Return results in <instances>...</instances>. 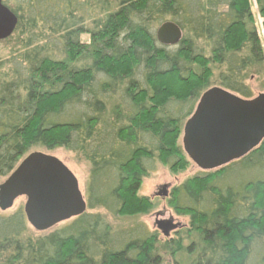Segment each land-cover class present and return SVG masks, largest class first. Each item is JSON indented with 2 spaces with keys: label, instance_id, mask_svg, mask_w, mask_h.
Instances as JSON below:
<instances>
[{
  "label": "trees",
  "instance_id": "obj_1",
  "mask_svg": "<svg viewBox=\"0 0 264 264\" xmlns=\"http://www.w3.org/2000/svg\"><path fill=\"white\" fill-rule=\"evenodd\" d=\"M12 1L4 0L18 23L7 41L22 48L10 69L0 59V176L36 147H63L91 163L89 209L150 212L152 199L139 194L148 165L156 156L174 174L190 165L182 124L209 87L212 63L223 69L217 86L248 98L245 79L264 64L250 0ZM257 4L264 18V0ZM166 20L183 31L176 45L157 40L155 25ZM167 203L189 219L185 237L166 240L173 254L264 264V140L174 186ZM28 231L22 209L0 215V264H161L157 231L114 237L99 214L43 237Z\"/></svg>",
  "mask_w": 264,
  "mask_h": 264
},
{
  "label": "water",
  "instance_id": "obj_2",
  "mask_svg": "<svg viewBox=\"0 0 264 264\" xmlns=\"http://www.w3.org/2000/svg\"><path fill=\"white\" fill-rule=\"evenodd\" d=\"M17 23L16 13L0 0V40L9 38ZM156 37L161 44L173 46L182 40L183 31L167 20L156 30ZM263 140L264 93L248 98L221 86H211L202 93L184 123L181 138L184 152L203 171L245 157ZM170 186H160L157 195L166 197ZM19 197L26 198L25 216L38 231H47L87 210L77 176L57 156L39 150L25 156L0 184L1 210L11 208ZM154 227L169 237L181 224L171 216L156 219Z\"/></svg>",
  "mask_w": 264,
  "mask_h": 264
},
{
  "label": "rangeland",
  "instance_id": "obj_3",
  "mask_svg": "<svg viewBox=\"0 0 264 264\" xmlns=\"http://www.w3.org/2000/svg\"><path fill=\"white\" fill-rule=\"evenodd\" d=\"M250 1H251V8L255 13V20L258 24L259 34L262 38V43L264 46V30H263L264 18L258 13L259 9H258L257 0H250ZM9 2L10 5H12V7H15L12 0H9ZM159 26H160L159 24L155 25L154 31H156ZM13 33L11 34V36L13 35ZM7 39L9 40V38ZM7 39L0 40V59L3 62H6L5 66H3L5 70L10 69L12 66V64L9 62L12 61L11 54L13 52H16L18 49L22 48V45L20 43L18 44L16 43L13 45L15 41H7ZM81 39L82 41H88L89 36L83 34ZM58 57L64 58V56L62 55ZM212 66H213V71H212L213 77H211L212 79L210 80L209 87L216 85L217 82L215 80L219 76L220 71L223 70L221 68H218V65L214 63H212ZM245 84L250 88L252 96H255L262 92L264 93V64L258 69L251 70V72L248 74L247 78L245 79ZM187 106H190V104H188ZM187 106H184V109H187L188 108ZM187 118L183 121L182 129ZM179 143L181 144V138L179 140ZM35 149L57 156L72 170V172L78 178L80 189L84 195L86 202L88 203V183H89L90 169H91L90 161L84 159L78 153L67 150L63 147L56 148L53 150H48L45 147L43 148L36 147ZM148 166H152V167L151 169L149 168L150 169L149 174L143 178V184L140 187L139 194L141 196H148L152 199L153 208L151 209L150 212H147L145 214L143 213V214H134V215H127L120 213L116 214L109 212L104 208L89 209L87 205V210L85 214H88L89 216L93 214L94 215L99 214L104 220V223L110 227V231L113 234L112 236L114 237L118 234V232L142 233L141 236H145L146 232L152 233L157 231L160 239L157 247L161 258V264H193L196 259L195 253H190L186 249L176 254H173L171 245L166 241L167 239H172L174 237H176V239L178 237L179 238L185 237V229L189 225L188 222L189 219L187 216L176 215L174 211L168 206L167 203L168 197L159 196L157 195V192L160 186H162L163 184L169 183L171 185V187L169 188L170 190L174 186L181 185L187 178L201 173L202 170L198 168L194 163L190 162V165L184 171H180L177 174H174L169 169V166L165 165L160 158L159 159L157 158V156L154 158L153 162ZM4 179L5 177L0 176V184L4 181ZM25 202H26L25 197H19L18 199L15 200L11 208L7 210L0 209V215H11L18 209H22L24 212ZM158 212H163V215L158 216L157 215ZM172 215L175 217V220L180 222L181 228H178L176 231H173L170 237H165L156 227H154V223L156 219H164V218L168 219ZM74 219L75 218H72L67 221H63L47 231H38L28 223V227H29L28 235L31 237H43L49 235L53 231L57 229H61L65 225L70 224V222H72ZM24 236L26 237V233L24 234ZM184 242L188 243L187 239L184 240Z\"/></svg>",
  "mask_w": 264,
  "mask_h": 264
}]
</instances>
